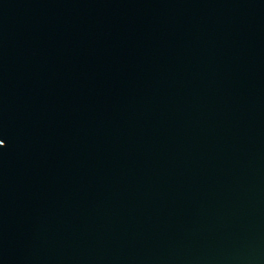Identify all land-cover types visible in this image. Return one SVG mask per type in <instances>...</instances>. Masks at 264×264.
Returning <instances> with one entry per match:
<instances>
[{"label": "water", "instance_id": "obj_1", "mask_svg": "<svg viewBox=\"0 0 264 264\" xmlns=\"http://www.w3.org/2000/svg\"><path fill=\"white\" fill-rule=\"evenodd\" d=\"M0 264H264V0H0Z\"/></svg>", "mask_w": 264, "mask_h": 264}]
</instances>
